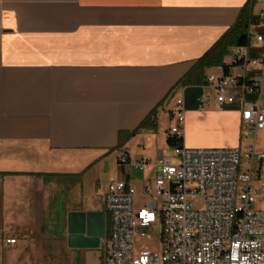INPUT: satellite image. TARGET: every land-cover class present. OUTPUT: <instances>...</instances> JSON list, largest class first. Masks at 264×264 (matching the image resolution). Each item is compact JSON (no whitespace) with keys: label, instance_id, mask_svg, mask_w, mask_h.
<instances>
[{"label":"crops","instance_id":"crops-1","mask_svg":"<svg viewBox=\"0 0 264 264\" xmlns=\"http://www.w3.org/2000/svg\"><path fill=\"white\" fill-rule=\"evenodd\" d=\"M246 2L0 0V224L25 236L29 224L54 216L61 200L67 242L70 212L103 211V198L100 207L70 205L72 193L82 188L83 169H100L110 152L157 130L159 111L172 116L171 100H183L180 79L234 24ZM253 7L249 25L264 9L254 14ZM249 49L251 56L259 54L254 39ZM220 73V67L206 69L200 97L207 101L184 109L183 147L242 143L241 101L219 107L207 84L209 75ZM244 99L254 101L256 94ZM149 116L154 128L139 129L116 148L120 132H133ZM123 155L128 162H117L113 177L141 190L157 175L158 157L164 158L161 151L155 160L144 157L149 161L136 176L138 158Z\"/></svg>","mask_w":264,"mask_h":264},{"label":"built area","instance_id":"built-area-1","mask_svg":"<svg viewBox=\"0 0 264 264\" xmlns=\"http://www.w3.org/2000/svg\"><path fill=\"white\" fill-rule=\"evenodd\" d=\"M246 33L248 44L235 48L231 60L238 65L226 76L220 68L219 75L207 77V84L215 90L219 107L239 98L241 122L250 130L246 134L252 136V143L232 148L175 147L178 162L159 159L152 184L139 194L146 204L138 208L133 185L110 178L103 196L105 233L99 239L105 250L103 264H264V208L260 207L264 190L256 193L250 184L253 162L264 159V152L257 153L254 147L255 131L264 130V9ZM251 39L260 49L257 56L250 55ZM246 93H255L256 99L245 101ZM206 101L207 96L200 97L199 108ZM172 115L175 123L165 134L182 136V99L176 100ZM119 160L128 162L124 155ZM148 161L138 158L133 165L143 170ZM143 239L157 242L156 250L149 245L137 249L136 243Z\"/></svg>","mask_w":264,"mask_h":264},{"label":"rangeland","instance_id":"rangeland-1","mask_svg":"<svg viewBox=\"0 0 264 264\" xmlns=\"http://www.w3.org/2000/svg\"><path fill=\"white\" fill-rule=\"evenodd\" d=\"M260 6L264 7V2L256 0L253 7L254 14ZM262 99L264 101V94ZM175 105V99L171 100L172 108ZM174 123L173 115L168 116V111H159L157 130H154L153 133L145 132L143 135L134 137L125 149L110 152L100 169L95 166H91L86 172V168L83 169L82 188L77 195L72 193L71 207L101 206L109 179L117 176V160L123 152H128L131 158L150 157L155 160L158 152L161 151L164 158H169L173 163H177L178 157L174 148L166 144L164 134V131ZM249 131L247 127H243L242 143L244 144L253 141L252 136L246 134ZM254 144L255 152H264V130L255 131ZM241 158L242 160L245 159L243 152ZM134 174L139 176L140 170H134ZM250 184L256 193L264 190V159L261 161L256 159L253 162ZM136 192L138 193L134 203L135 207L138 208L146 204V199L139 195L141 193L139 187H137ZM196 204L199 206L200 201H196ZM64 207L65 204L59 200L58 207L54 208L55 215L52 217L47 215L43 223L29 224L30 228L25 236L20 235L7 224H0V264H103L105 255L103 245L100 244L96 248H70L67 246L64 224L61 222ZM260 207L264 208V203L261 202ZM159 227L157 226L156 229L158 230ZM10 236L16 239V243L10 244L7 248L4 241ZM22 244L25 245L22 246ZM144 245H149L154 250L158 246L157 242L150 244L143 239L136 243V248H142Z\"/></svg>","mask_w":264,"mask_h":264},{"label":"trees","instance_id":"trees-1","mask_svg":"<svg viewBox=\"0 0 264 264\" xmlns=\"http://www.w3.org/2000/svg\"><path fill=\"white\" fill-rule=\"evenodd\" d=\"M256 0H247L236 18L234 24L199 58L192 68L180 79L179 83L185 86L183 94L184 109L187 107L199 108V98L202 94L201 86L206 82L205 70L211 67H220L223 76L238 65L237 62L225 63L224 57L233 49L248 44L247 28L253 18L252 7ZM153 115V113L151 114ZM145 127H155V117L149 116L143 120L133 132H120L116 148L124 146L136 131ZM166 144L171 147L182 146V136L166 135ZM128 160V158H127ZM118 164L120 160L118 159Z\"/></svg>","mask_w":264,"mask_h":264},{"label":"water","instance_id":"water-1","mask_svg":"<svg viewBox=\"0 0 264 264\" xmlns=\"http://www.w3.org/2000/svg\"><path fill=\"white\" fill-rule=\"evenodd\" d=\"M158 159H161L159 156ZM105 233L104 211L70 212L67 215L69 247L96 248Z\"/></svg>","mask_w":264,"mask_h":264}]
</instances>
